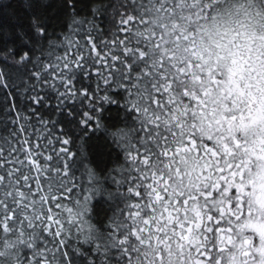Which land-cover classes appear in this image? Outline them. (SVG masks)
Listing matches in <instances>:
<instances>
[{"label":"snow or ice","instance_id":"1","mask_svg":"<svg viewBox=\"0 0 264 264\" xmlns=\"http://www.w3.org/2000/svg\"><path fill=\"white\" fill-rule=\"evenodd\" d=\"M0 264H264V0H0Z\"/></svg>","mask_w":264,"mask_h":264},{"label":"trees","instance_id":"2","mask_svg":"<svg viewBox=\"0 0 264 264\" xmlns=\"http://www.w3.org/2000/svg\"><path fill=\"white\" fill-rule=\"evenodd\" d=\"M4 2H7V0H4Z\"/></svg>","mask_w":264,"mask_h":264}]
</instances>
